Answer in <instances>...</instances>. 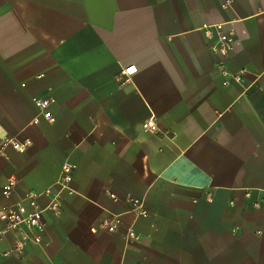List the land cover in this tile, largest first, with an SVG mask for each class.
Here are the masks:
<instances>
[{
    "label": "crops",
    "instance_id": "0c3cea01",
    "mask_svg": "<svg viewBox=\"0 0 264 264\" xmlns=\"http://www.w3.org/2000/svg\"><path fill=\"white\" fill-rule=\"evenodd\" d=\"M27 190L59 211L0 264H264V0H0V209Z\"/></svg>",
    "mask_w": 264,
    "mask_h": 264
},
{
    "label": "built area",
    "instance_id": "2783aa9c",
    "mask_svg": "<svg viewBox=\"0 0 264 264\" xmlns=\"http://www.w3.org/2000/svg\"><path fill=\"white\" fill-rule=\"evenodd\" d=\"M204 33L211 37L214 35V41L210 44V48L213 51L218 52L220 55L226 56L229 54L235 42L237 40H242L244 36L239 34L235 35L233 32H225L223 30V24H214V25H204L201 28ZM134 69V67H128L126 69L121 70V78H127L131 76L134 71H130ZM34 102L36 106L42 111V115L45 119L49 121H53V115L48 110V107L51 103L54 102L51 98H35ZM143 129L148 130L152 133H156L158 131L157 125L153 121H147L142 125ZM13 148L19 151H24L28 146L29 142L19 143L17 141H10ZM73 170V165L69 162L63 164L61 168V174L58 180L56 181V185L59 188L60 192H67L68 194H72L73 191L70 188L69 184L71 182V173ZM17 188V181L14 177H9L2 187V195L5 198H10L14 195ZM40 194L33 191L27 190L24 191L22 196L14 203L10 205H6L1 207L0 209V242L3 238L11 232L21 231L22 229H26V231H41L42 230V222L41 217L45 210L51 211L53 213H57L60 208V194H57L56 198L45 208H40L37 199ZM115 199V197H113ZM127 202L130 204L131 211L136 212L140 216H146L147 212L143 208L142 202L137 199L128 198ZM118 221L114 223H106L104 226L107 231H114L116 229V224ZM129 237L132 236V233L128 234ZM29 242L39 243L40 237L33 236L30 237L28 234L20 232V238L15 242L14 248L11 251L5 252L2 256L7 255H19L23 250L24 246Z\"/></svg>",
    "mask_w": 264,
    "mask_h": 264
},
{
    "label": "snow or ice",
    "instance_id": "6c2138e0",
    "mask_svg": "<svg viewBox=\"0 0 264 264\" xmlns=\"http://www.w3.org/2000/svg\"><path fill=\"white\" fill-rule=\"evenodd\" d=\"M130 71H134V69H131Z\"/></svg>",
    "mask_w": 264,
    "mask_h": 264
}]
</instances>
